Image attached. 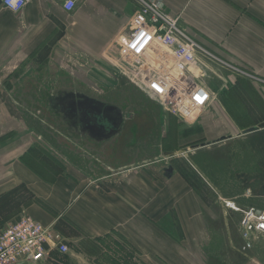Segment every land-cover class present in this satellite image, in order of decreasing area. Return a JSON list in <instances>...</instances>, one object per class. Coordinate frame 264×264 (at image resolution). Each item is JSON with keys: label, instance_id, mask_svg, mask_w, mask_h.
I'll list each match as a JSON object with an SVG mask.
<instances>
[{"label": "crops", "instance_id": "crops-1", "mask_svg": "<svg viewBox=\"0 0 264 264\" xmlns=\"http://www.w3.org/2000/svg\"><path fill=\"white\" fill-rule=\"evenodd\" d=\"M75 1L70 12L64 0H29L16 13L0 8V231L26 214L53 225L68 246L78 242L85 252L123 246L142 264H264V237H252L246 248L240 213L221 202L264 210V127L242 134L264 122V0H161L207 52L199 56L216 94L194 123L163 111L156 117L160 143L154 147L162 159L150 156L146 128H138L134 147L116 142L124 129L102 140L71 128L58 112L51 113L61 129L38 117L27 122L18 110L14 87H42L27 76L29 63L69 72L71 47L91 66L77 63L75 80L50 78L45 87L99 99L84 88L118 81L115 40L125 34L136 3ZM55 137L66 150L60 147V158L72 152L76 164L59 161ZM203 165L211 176L222 167L218 172L238 185L237 195L216 192L198 170Z\"/></svg>", "mask_w": 264, "mask_h": 264}, {"label": "built area", "instance_id": "built-area-1", "mask_svg": "<svg viewBox=\"0 0 264 264\" xmlns=\"http://www.w3.org/2000/svg\"><path fill=\"white\" fill-rule=\"evenodd\" d=\"M28 1L1 0L0 5L16 13ZM133 1L136 9L127 21L126 32L115 40L117 75L165 112L194 123L216 97L206 84V66L199 56L207 52L181 29L178 17L165 11L161 0ZM75 6V0L62 4L66 12ZM221 202L240 213V235L246 248L251 247L252 237H264V210L241 208L232 199L221 198ZM53 252H69L65 237L53 225H43L29 215L19 216L0 231V264H41L52 259Z\"/></svg>", "mask_w": 264, "mask_h": 264}, {"label": "rangeland", "instance_id": "rangeland-1", "mask_svg": "<svg viewBox=\"0 0 264 264\" xmlns=\"http://www.w3.org/2000/svg\"><path fill=\"white\" fill-rule=\"evenodd\" d=\"M0 8L1 5H0ZM4 12L8 11L3 8ZM70 52L71 60L67 64L69 69V72L64 70L63 72L54 71L51 70H42L41 66L35 62L32 61L28 65V70L30 71L27 75L28 77H32V79L36 78L39 80V84L42 87L33 88V87H21V85L27 84L20 82L21 84L19 86H16L13 88V93L18 99V105L17 108L23 115V117L26 118L28 122V118H41V119H47V123L49 125H52L53 128H62L64 127L61 120L58 118H54L52 115V109L49 107V104L46 102V96L48 93L52 91V95H56V93H59L61 90L57 86L52 87H45V84H48V81L51 82L50 78H52L54 81L56 80H67V77L69 79L75 80L76 77L74 76L75 73H77L76 65L77 63H81L83 65H87L88 67L91 66L90 61H83L78 58V51H76L74 48L67 49ZM78 58V59H77ZM55 67V66H54ZM85 67V66H84ZM58 67H56L57 69ZM41 69V70H38ZM31 79V78H30ZM118 81L113 82L111 84H102L101 85H95L94 88L85 87L84 90L87 91L90 94L95 95L99 99L109 102L113 105H116L119 109H122L123 112L126 114V121L122 129L123 133L126 134L125 137L116 139V142L126 144L127 142L132 143L135 147L138 144L137 139L139 137H136V132L138 128H146V131H143V136L148 138V145L150 150V156H157L162 159V154L160 152V147H154L156 144H159V134H160V126L158 127V122L156 117L161 114V111L165 112L164 110H161V107L156 103V101L152 100L150 97H148L143 91H141L139 88L132 85L126 78L121 77L118 75ZM34 83V82H32ZM53 83V82H52ZM54 84V83H53ZM56 85V84H55ZM246 87V85H244ZM247 88V87H246ZM248 90V89H247ZM36 96V97H35ZM121 111V110H120ZM34 114V115H33ZM132 115V116H131ZM37 123H40L38 120ZM180 125V124H179ZM182 127H185L184 125H180ZM131 130V133H130ZM125 131V132H124ZM129 131V132H128ZM141 133V132H140ZM133 140L132 142L130 141ZM149 136V137H148ZM77 139V138H75ZM141 139V138H140ZM73 140V139H72ZM61 141V140H60ZM60 141L57 139V137L53 138L54 148L56 149V155L60 158L61 154L65 153V148L62 147L60 144ZM76 143L81 148H85L84 143L80 141H76ZM81 145H80V144ZM62 147L64 150V153L61 151ZM74 147V146H73ZM76 148V146H75ZM78 150V148H76ZM70 151V150H69ZM70 155H64V159H61L59 161L65 163L70 162L71 164L74 163V160H76V154H72V152H69ZM206 155V154H203ZM209 157V156H208ZM183 159V158H181ZM196 160V159H193ZM169 159L165 161H161L158 163V165H161L163 163L168 162ZM99 165V164H98ZM219 162L218 165L219 166ZM217 168V167H216ZM214 168V172L211 176L210 173H208V168L206 169L203 165V167H198V170L200 174L207 178V181L214 187V190L218 192L219 194L223 196H236L239 192L238 185L236 183L228 182L226 179L222 178L220 175V172L218 170H222V167H219L218 169ZM212 172V171H210ZM227 173H231L230 169L226 170ZM208 173V174H206ZM198 175V174H197ZM199 176V175H198ZM211 176V177H210ZM263 237V236H259ZM88 252L81 251L78 245V242H71L69 244V252L65 255H61L59 257H53L52 259L48 260L46 264H101L99 260H105L106 262H112L114 264H142L139 258L136 256V254L133 252V254H128L129 252L126 250L125 247H119L110 249L108 247L106 248H87ZM132 253V252H131ZM69 257V259H65L64 256ZM63 256V257H62ZM98 261V262H97ZM103 264V263H102Z\"/></svg>", "mask_w": 264, "mask_h": 264}, {"label": "flooded vegetation", "instance_id": "flooded-vegetation-1", "mask_svg": "<svg viewBox=\"0 0 264 264\" xmlns=\"http://www.w3.org/2000/svg\"><path fill=\"white\" fill-rule=\"evenodd\" d=\"M49 107L61 114L71 128L102 140L121 131L127 119L116 105L85 96L56 93L50 97Z\"/></svg>", "mask_w": 264, "mask_h": 264}, {"label": "water", "instance_id": "water-1", "mask_svg": "<svg viewBox=\"0 0 264 264\" xmlns=\"http://www.w3.org/2000/svg\"><path fill=\"white\" fill-rule=\"evenodd\" d=\"M0 3H1V0H0ZM264 127V122L263 123H260L257 127H255V128H253V129H246V130H243L242 131V134H244V133H247V132H250V131H252V130H256V129H258V128H263ZM184 150V149H183ZM174 155V153L173 152H168L167 153V155H166V157H170V156H173ZM169 169H167L166 168V171H168Z\"/></svg>", "mask_w": 264, "mask_h": 264}]
</instances>
